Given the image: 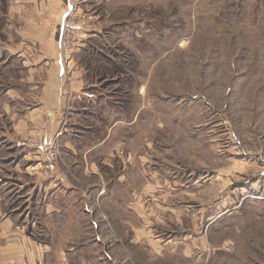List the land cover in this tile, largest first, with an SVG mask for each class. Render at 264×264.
I'll return each mask as SVG.
<instances>
[{
    "label": "rangeland",
    "instance_id": "rangeland-1",
    "mask_svg": "<svg viewBox=\"0 0 264 264\" xmlns=\"http://www.w3.org/2000/svg\"><path fill=\"white\" fill-rule=\"evenodd\" d=\"M71 3L99 51L80 54L88 89L110 97L83 143L107 134L114 105L128 114L148 104L125 146L148 154V162L143 173L138 161L124 172L127 159L109 167L100 157L101 198L89 191L81 201L74 193L80 222L57 233L70 264H264V0ZM11 4L0 0V24ZM6 52L0 43V198L21 217L34 211L39 219V193L25 196L26 185L44 179L27 143L37 134L26 132L17 145L6 138L4 108L13 105L6 86L21 75L18 58ZM17 162L23 170L16 178ZM95 176L82 180L93 185ZM146 183L148 193L140 190Z\"/></svg>",
    "mask_w": 264,
    "mask_h": 264
},
{
    "label": "crops",
    "instance_id": "crops-1",
    "mask_svg": "<svg viewBox=\"0 0 264 264\" xmlns=\"http://www.w3.org/2000/svg\"><path fill=\"white\" fill-rule=\"evenodd\" d=\"M72 5L71 0H12L7 22L0 28V43L5 44L8 57L18 58L21 74L8 81L6 86L13 103L4 108L10 120L6 125L9 133L6 138L12 145H17L23 143L20 136L28 131H33L45 142L54 140L56 134L61 133L58 143L62 152L54 178H44L43 184L32 181L26 185L25 196L30 197L37 192L41 198L34 207V210H39L35 211L39 219L33 217L34 211H27L25 217H21L16 208H5L4 200L0 198V264H70L67 242L59 241L63 236H57V233L66 232L71 222H80L82 207L77 200L72 201V196H76L74 193H81V201L90 198L89 191L101 198L105 183L104 172L102 174L99 166L102 163L100 157H107L109 167H114L120 158L127 159L130 163H124V172L135 169L138 161L140 173H143L148 162V154L142 151L128 153L125 147L136 139L132 132L134 124L142 117L148 104L137 107L135 114L123 113L121 110H127L124 105L119 106L120 110L114 105L112 110L116 114L113 115L117 118L103 127L107 134L96 142L88 143V146L83 143V138L91 140L88 129H92L96 122L98 105L105 104L110 97L90 92L86 70L80 60L82 53H99L94 49L97 47L96 37L90 34L76 49L73 58H64L60 19ZM141 95L144 94L141 92ZM18 103L20 105L16 106ZM118 134L121 138L116 142L114 135ZM111 141L114 145L107 150ZM27 143L32 149V145ZM121 145H124L123 152L117 148ZM25 155L26 152L21 154ZM20 160L17 157V161ZM21 170L18 162L12 166V174L16 178ZM124 172L120 175L126 176L127 172ZM90 175L99 178L96 184L82 180V177ZM148 178V175L144 176V180L148 181ZM140 190L148 193V183ZM111 196L108 192V199L114 201ZM39 226L44 230V237H38L33 231Z\"/></svg>",
    "mask_w": 264,
    "mask_h": 264
},
{
    "label": "built area",
    "instance_id": "built-area-1",
    "mask_svg": "<svg viewBox=\"0 0 264 264\" xmlns=\"http://www.w3.org/2000/svg\"><path fill=\"white\" fill-rule=\"evenodd\" d=\"M75 6L65 13L61 23L60 42L65 59L73 58L76 49L82 41L90 35L91 26H86L77 19L74 12ZM86 36V37H85ZM61 133H57L54 140L45 142L39 135L29 138L32 147L37 151L40 157L39 164L42 166L44 178L51 179L59 168L58 160L60 157V146L58 138Z\"/></svg>",
    "mask_w": 264,
    "mask_h": 264
},
{
    "label": "trees",
    "instance_id": "trees-1",
    "mask_svg": "<svg viewBox=\"0 0 264 264\" xmlns=\"http://www.w3.org/2000/svg\"><path fill=\"white\" fill-rule=\"evenodd\" d=\"M4 24H5V23H4ZM1 26H3V24H2V23L0 24V28H1Z\"/></svg>",
    "mask_w": 264,
    "mask_h": 264
}]
</instances>
